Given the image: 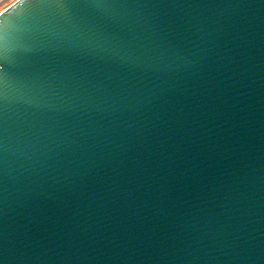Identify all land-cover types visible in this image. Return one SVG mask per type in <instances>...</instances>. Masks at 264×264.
Wrapping results in <instances>:
<instances>
[{
	"label": "water",
	"instance_id": "obj_1",
	"mask_svg": "<svg viewBox=\"0 0 264 264\" xmlns=\"http://www.w3.org/2000/svg\"><path fill=\"white\" fill-rule=\"evenodd\" d=\"M0 264H264V0L3 10Z\"/></svg>",
	"mask_w": 264,
	"mask_h": 264
},
{
	"label": "rangeland",
	"instance_id": "obj_2",
	"mask_svg": "<svg viewBox=\"0 0 264 264\" xmlns=\"http://www.w3.org/2000/svg\"><path fill=\"white\" fill-rule=\"evenodd\" d=\"M17 0H0V13Z\"/></svg>",
	"mask_w": 264,
	"mask_h": 264
}]
</instances>
